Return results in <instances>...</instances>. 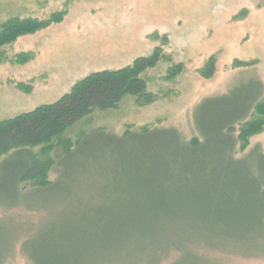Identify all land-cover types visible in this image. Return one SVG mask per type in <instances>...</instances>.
Returning <instances> with one entry per match:
<instances>
[{
	"label": "trees",
	"instance_id": "16d2710c",
	"mask_svg": "<svg viewBox=\"0 0 264 264\" xmlns=\"http://www.w3.org/2000/svg\"><path fill=\"white\" fill-rule=\"evenodd\" d=\"M65 15L8 19L0 24V47L58 24ZM31 59L23 53L11 63ZM159 62L170 57L156 48L124 68L90 74L53 104L0 121V157L6 155L0 161V194L64 199L72 186L80 192L72 204L80 214L75 223L50 226L23 244L33 264H159L171 252L176 256L168 264H212L197 247L250 255L254 240L264 238V152L253 148L237 158L264 129L263 89L256 80L196 105L197 135L190 140L174 128L142 127L120 135L97 128L75 142L61 141L67 129L95 110L115 109L124 97L139 106L157 100L142 75ZM182 71L181 63L173 64L163 79L173 81ZM214 71L210 57L198 73L209 79ZM56 139L52 158L35 153ZM47 171L56 177L47 180Z\"/></svg>",
	"mask_w": 264,
	"mask_h": 264
},
{
	"label": "rangeland",
	"instance_id": "374dc122",
	"mask_svg": "<svg viewBox=\"0 0 264 264\" xmlns=\"http://www.w3.org/2000/svg\"><path fill=\"white\" fill-rule=\"evenodd\" d=\"M63 11L60 23L0 47V121L53 104L90 74L124 68L156 48L170 62H159L142 78L157 100L139 106L134 98L124 97L115 109L95 110L67 129L61 141L75 142L81 133L97 128L120 135L142 127L174 128L190 140L197 135L196 105L249 80L260 82L264 102V0H0V24L11 18L46 20ZM23 53L32 54V59L23 65L11 63ZM210 57L215 59V71L204 79L198 71ZM234 61L255 63L233 68ZM179 63L182 73L165 81L167 69ZM56 144L57 139L34 151L43 160L52 158L50 147ZM253 148L264 152V129L249 138L237 158ZM44 177L53 180L56 174L47 171ZM61 196L64 199L33 192L0 194V264H33L23 251L32 235L75 223L80 214L72 204L80 192L72 186ZM254 246L250 255L201 247L197 252L212 264H264V238L254 240ZM175 256L171 252L159 264H168Z\"/></svg>",
	"mask_w": 264,
	"mask_h": 264
}]
</instances>
